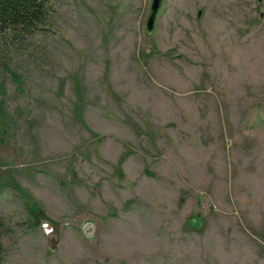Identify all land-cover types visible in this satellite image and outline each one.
Instances as JSON below:
<instances>
[{
  "label": "rangeland",
  "instance_id": "1",
  "mask_svg": "<svg viewBox=\"0 0 264 264\" xmlns=\"http://www.w3.org/2000/svg\"><path fill=\"white\" fill-rule=\"evenodd\" d=\"M47 4L0 37V264H264V0Z\"/></svg>",
  "mask_w": 264,
  "mask_h": 264
},
{
  "label": "trees",
  "instance_id": "2",
  "mask_svg": "<svg viewBox=\"0 0 264 264\" xmlns=\"http://www.w3.org/2000/svg\"><path fill=\"white\" fill-rule=\"evenodd\" d=\"M48 0H0V37L13 36L17 40L32 34L45 23ZM9 231L0 214V263L4 258L2 237Z\"/></svg>",
  "mask_w": 264,
  "mask_h": 264
},
{
  "label": "water",
  "instance_id": "3",
  "mask_svg": "<svg viewBox=\"0 0 264 264\" xmlns=\"http://www.w3.org/2000/svg\"><path fill=\"white\" fill-rule=\"evenodd\" d=\"M160 3L161 0H151L150 11L145 22V30L147 33H151V31L154 28V23H155L157 11L160 7ZM198 16H200V10L198 11Z\"/></svg>",
  "mask_w": 264,
  "mask_h": 264
},
{
  "label": "clouds",
  "instance_id": "4",
  "mask_svg": "<svg viewBox=\"0 0 264 264\" xmlns=\"http://www.w3.org/2000/svg\"><path fill=\"white\" fill-rule=\"evenodd\" d=\"M43 227H44V234L47 236H50L55 231L54 228H51L47 225V222H44Z\"/></svg>",
  "mask_w": 264,
  "mask_h": 264
}]
</instances>
